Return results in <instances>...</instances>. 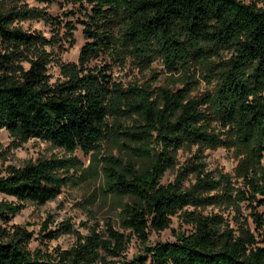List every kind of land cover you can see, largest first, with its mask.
Returning a JSON list of instances; mask_svg holds the SVG:
<instances>
[{
    "label": "trees",
    "instance_id": "trees-1",
    "mask_svg": "<svg viewBox=\"0 0 264 264\" xmlns=\"http://www.w3.org/2000/svg\"><path fill=\"white\" fill-rule=\"evenodd\" d=\"M62 1L83 8L86 42L77 64H59L62 79L54 83L46 47L58 44L61 20L21 0L0 6V130L16 147L34 139L90 154L102 193L128 200L120 224L141 252L121 260L125 239L110 225L108 240L92 231L69 251H29V235L6 226L26 203L58 197L80 169L75 157L44 159L0 173V195L11 199L0 201V264H264V9L240 0ZM30 20L55 30L50 39L20 26ZM65 26L72 42L74 27ZM119 44L140 66L160 61L183 88H124L107 67L89 66ZM195 68L209 89L191 97ZM106 140L128 159H97ZM230 147L243 155L234 176L208 172L204 152ZM184 149L190 159L162 184ZM206 206L233 215L186 210ZM175 216L188 229L150 245V233L167 230Z\"/></svg>",
    "mask_w": 264,
    "mask_h": 264
},
{
    "label": "rangeland",
    "instance_id": "rangeland-1",
    "mask_svg": "<svg viewBox=\"0 0 264 264\" xmlns=\"http://www.w3.org/2000/svg\"><path fill=\"white\" fill-rule=\"evenodd\" d=\"M19 0H0V6L12 5ZM245 4H255L264 9V0H240ZM20 3H27L30 7L46 8V11L58 17L62 24L57 29L58 44L46 47L50 54L51 63L47 68L50 82L54 83L62 79L59 73V64H77L82 46L85 44L82 21H85L83 8L67 5L62 0H55L53 4L45 7L44 4L34 0H21ZM79 11H81L79 13ZM70 13H73L72 15ZM70 22L74 30L73 40L69 42L64 36L66 31L65 23ZM20 26L29 32L36 33L50 39L55 30L49 25L38 20L25 21ZM118 30L115 29L114 36L118 37ZM121 51H120V50ZM121 45L102 53L97 59L90 62V67L109 69L107 72L111 79L124 88L138 87L140 89H155L157 87H171L174 90L183 88L178 83L177 76L170 77L160 61H155L149 65L140 66L135 62L126 51L122 50ZM225 57V55L223 54ZM27 67V64L23 65ZM195 79L199 82L197 88L191 92V97H198L209 89L207 83L202 79L205 72L195 68ZM114 120V119H113ZM124 125L129 121H123ZM112 119H109V125ZM218 129V128H217ZM222 130V129H221ZM112 155L119 159L126 160L128 157L124 152L118 151L109 141L101 143L97 159ZM192 152L184 149L177 154L176 167L167 172L161 180L162 184L171 183L177 173V169L190 159ZM75 157L78 161V174H74L71 184L62 189L61 194L54 200L44 205L26 203L24 208L9 222L7 229L12 226L22 228L28 235L27 249L33 251L40 249L43 252L54 253L57 251H69L79 243H83V238L88 237L95 231L103 240H108V225L112 230L122 234L125 239V250L121 260H130L141 252L139 239L124 229L119 220V206L127 203L128 200H117L102 193V179L93 171L91 155H84L79 151L67 154L60 149L52 147L50 144L31 139L19 147L12 144L11 139L4 130H0V173L6 171L8 167L21 168L28 162H35L44 159H70ZM243 155L237 148H217L204 152L203 163L206 170L216 173H223L234 176V171ZM86 171V172H85ZM84 173V175L80 173ZM233 182L236 180L232 178ZM1 200H8L0 195ZM187 211L200 212L208 215L210 212L221 213L217 207L206 206L203 208L187 207ZM221 216L225 220H230L233 213L222 210ZM188 229L180 217H173L167 230L160 233L151 232L148 243L153 245L156 242L174 241L175 234ZM101 257L106 260L114 261L105 253L100 251Z\"/></svg>",
    "mask_w": 264,
    "mask_h": 264
}]
</instances>
